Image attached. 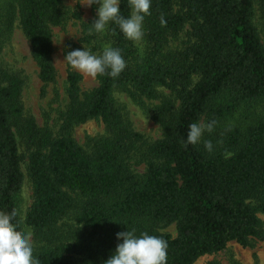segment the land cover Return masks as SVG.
<instances>
[{"label":"trees","instance_id":"1","mask_svg":"<svg viewBox=\"0 0 264 264\" xmlns=\"http://www.w3.org/2000/svg\"><path fill=\"white\" fill-rule=\"evenodd\" d=\"M61 2L0 4V41L18 21L43 88L56 81L51 28L65 24ZM256 9L264 33V0H152L145 50L110 22V46L126 68L115 78L97 76V86L82 94L81 76L69 70L56 135L24 113L23 80L0 66V211L15 212L12 222L24 231L18 202L25 163L32 203L24 223L40 264H104L120 242L116 233L126 230L165 239L167 264H194L232 242L264 241V44ZM120 11L131 14L129 0H120ZM185 29L184 46L167 49ZM116 90L137 105L161 98L151 115L160 139L148 143L131 128ZM92 119L105 135L85 150L72 130ZM194 122L213 129L188 145ZM170 225L175 237L160 232Z\"/></svg>","mask_w":264,"mask_h":264},{"label":"rangeland","instance_id":"2","mask_svg":"<svg viewBox=\"0 0 264 264\" xmlns=\"http://www.w3.org/2000/svg\"><path fill=\"white\" fill-rule=\"evenodd\" d=\"M5 0H0L2 4ZM87 0H62L61 11L65 15L66 21L62 27H52V61L56 70V81L43 88L38 77V68L30 55V46L23 36L18 21L13 24V28L8 36L0 41V66L10 73L17 74L24 82L21 100L26 115L32 116L37 125L47 126L53 134H57L60 125L59 114L65 111L68 100L65 95L67 72L73 71L81 76L79 84L80 93L89 92L97 86L96 78L87 77L82 73L73 70L64 56L74 49H88L95 54H102L103 49L110 46L111 39L108 29L104 33H97L92 27V22L96 18V6H85ZM255 8L257 6L255 5ZM257 10V9H256ZM259 12H256L255 23L260 31L262 43L264 44V33L260 28ZM186 29H188L186 27ZM186 29L179 34L177 39L170 40L167 49H180L187 42ZM83 40H88L86 43ZM133 42V41H132ZM140 50H145L146 45L142 41L133 42ZM160 96H168L169 92L159 88ZM124 120L130 124L131 128L140 133L148 142H154L161 137V131L155 124L151 115L153 107L160 103V99L155 101L144 100V105H137L122 91L116 90L112 95ZM105 135V127L100 120L92 119L82 125L74 127L72 137L75 142L89 150L91 141ZM20 153L23 149L19 148ZM141 167L138 171H141ZM23 183L19 194L18 215L23 225L27 211L32 203V188L26 173V164H22ZM258 217L263 223L264 214L259 213ZM160 232L175 237L174 225L161 228ZM33 240V238H32ZM34 247L36 246L34 240ZM217 261L220 264H264V241H254L249 247H241L236 243H229L225 250L201 257L194 264H207Z\"/></svg>","mask_w":264,"mask_h":264},{"label":"clouds","instance_id":"3","mask_svg":"<svg viewBox=\"0 0 264 264\" xmlns=\"http://www.w3.org/2000/svg\"><path fill=\"white\" fill-rule=\"evenodd\" d=\"M131 14L121 15L120 0H87L85 6H96V18L91 23L95 32L104 33L110 24L118 25L127 40L140 42L144 38V20L151 15L152 0H129ZM165 21L161 19L163 25ZM64 59L70 67L87 77L95 79L106 72L115 78L126 68V61L119 48L107 46L102 54H95L85 49H74L65 54ZM212 123L194 122L189 125L186 144L201 143L205 132H211ZM205 148L211 152L213 145L205 141ZM15 212L0 211V264H40L34 257L33 232L30 228L18 231L13 223ZM115 250L104 264H167L168 242L155 235L135 230L116 233Z\"/></svg>","mask_w":264,"mask_h":264}]
</instances>
